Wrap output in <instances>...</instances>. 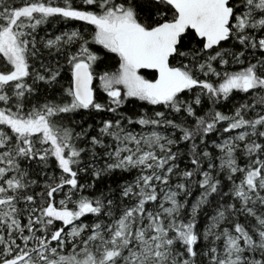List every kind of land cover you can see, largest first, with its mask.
<instances>
[{
    "label": "snow or ice",
    "instance_id": "obj_1",
    "mask_svg": "<svg viewBox=\"0 0 264 264\" xmlns=\"http://www.w3.org/2000/svg\"><path fill=\"white\" fill-rule=\"evenodd\" d=\"M0 264H264V0H0Z\"/></svg>",
    "mask_w": 264,
    "mask_h": 264
}]
</instances>
